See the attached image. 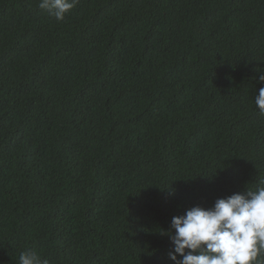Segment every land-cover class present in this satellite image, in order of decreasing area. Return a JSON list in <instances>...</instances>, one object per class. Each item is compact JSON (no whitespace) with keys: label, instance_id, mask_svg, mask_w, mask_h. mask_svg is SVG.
I'll return each instance as SVG.
<instances>
[{"label":"trees","instance_id":"16d2710c","mask_svg":"<svg viewBox=\"0 0 264 264\" xmlns=\"http://www.w3.org/2000/svg\"><path fill=\"white\" fill-rule=\"evenodd\" d=\"M264 0H0V264H174L161 231L264 181Z\"/></svg>","mask_w":264,"mask_h":264},{"label":"clouds","instance_id":"9594fccd","mask_svg":"<svg viewBox=\"0 0 264 264\" xmlns=\"http://www.w3.org/2000/svg\"><path fill=\"white\" fill-rule=\"evenodd\" d=\"M79 0H38L39 9L57 21L77 6ZM264 82V74L259 76ZM264 116V88L254 98ZM255 190L219 198L211 208L194 206L173 217L168 235L174 264H264V181ZM18 264H51L34 249L20 253Z\"/></svg>","mask_w":264,"mask_h":264}]
</instances>
